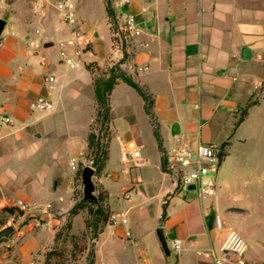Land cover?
I'll return each mask as SVG.
<instances>
[{"label":"crops","instance_id":"0c3cea01","mask_svg":"<svg viewBox=\"0 0 264 264\" xmlns=\"http://www.w3.org/2000/svg\"><path fill=\"white\" fill-rule=\"evenodd\" d=\"M33 2L2 6L7 25L0 43V116L11 122L0 120V212L19 200L30 206L50 203L49 213L32 209L49 232L68 218L78 203L73 186L79 168L72 170L70 160L80 161L89 149L90 127L98 114L94 75L105 80L114 75L108 96V158L94 178L110 212L126 213L128 223L106 226L97 241L95 264H169L159 228L170 249L175 240L182 243L174 264H211L198 252L222 255L231 230L248 244L245 264H264V179L261 191L236 197L226 191L223 173L217 196L203 202L195 193L178 192L163 169L178 136L192 149L199 143L218 146L224 160L253 113L264 111V101L255 100L256 84L264 81V0H132L127 11L143 35L118 57L104 1L77 0L79 28L91 51L83 55L84 66L75 69L62 63L57 45L71 28H59L52 13L41 19ZM119 21L114 18L116 25ZM34 40L42 41V49L31 47ZM47 43L54 47L44 49ZM49 76L55 77L52 90ZM38 97L52 100L54 110L33 111ZM83 110L84 132L66 123L80 120ZM80 178L82 182V171ZM217 216L222 229L216 226ZM83 224L81 212L73 218V229L81 230ZM42 245L35 239L25 242L24 264L35 262L29 257ZM119 252L132 257L120 259ZM228 264H235L234 258Z\"/></svg>","mask_w":264,"mask_h":264},{"label":"built area","instance_id":"2783aa9c","mask_svg":"<svg viewBox=\"0 0 264 264\" xmlns=\"http://www.w3.org/2000/svg\"><path fill=\"white\" fill-rule=\"evenodd\" d=\"M14 0H0V21L5 20L2 12V6H7ZM108 8H110L119 24L111 22L113 48L114 53L118 57L123 55L124 51L135 45L138 38L143 35V30L139 25L135 15L129 13L127 8L131 5L132 0H103ZM34 14L41 19H45L49 13L54 16L56 25L60 27H70V35L67 39L58 42L59 57L64 65L71 69L83 67L85 61L83 55L88 51L90 40L86 38L85 34L79 28L78 20V6L77 0H34L33 2ZM6 28V27H5ZM41 34L40 30L36 31ZM5 41L4 31L0 36V43ZM31 47L37 51L42 49L43 43L39 40L30 42ZM147 48L148 43L140 44ZM70 49L73 52H70ZM115 57L112 61L117 60ZM117 63V62H116ZM115 65V64H114ZM148 68H141L140 70H147ZM50 84V90L53 89L55 82L54 76H49L47 79ZM261 87V83L256 84V88ZM31 109L38 112H51L54 110V103L47 97H38L32 104ZM1 122L10 123V119L5 116H0ZM176 148L168 152L165 156L164 172L170 176L176 185L178 192L188 191L197 195L200 201H209L217 196V174L219 172L223 155L221 149L215 145H208L199 143V145L192 149L184 142L182 137H176ZM84 155L81 154L80 157ZM93 162H89L86 166L91 168ZM72 170L76 171L79 168V160L72 158L70 160ZM94 169V168H93ZM194 187V190H189ZM16 206L23 211L42 209L43 213H49L51 205L47 204L44 207L34 204L28 205L24 201H17ZM110 221L112 225H125L128 223L126 213H111ZM216 226L222 229L224 222L220 216L216 217ZM127 237L130 233L126 234ZM182 249L180 240H175L171 245V250L179 253ZM248 244L246 241L234 230H231L228 238L222 245V255L215 256L212 253L198 252V256L210 258L211 264H228L230 258H234L235 264H245L244 256L247 253ZM227 252L234 256L226 257L224 253ZM29 264H36L31 262Z\"/></svg>","mask_w":264,"mask_h":264},{"label":"rangeland","instance_id":"374dc122","mask_svg":"<svg viewBox=\"0 0 264 264\" xmlns=\"http://www.w3.org/2000/svg\"><path fill=\"white\" fill-rule=\"evenodd\" d=\"M88 51H91V46H88ZM54 54L56 55L57 52H54ZM88 68L90 72L95 74L92 65ZM94 78L103 80L105 76L99 77V75H94ZM257 91L259 95L255 97V100L257 102L264 101V81L261 82V87ZM86 117L87 112L83 110L80 120H76L75 122L71 120L68 122L66 120V123L77 129L79 127L84 132ZM248 124L235 137L233 145L229 149V154L222 160V171L220 166L217 176V183L221 189V185H223L221 184L223 183L221 175L223 176L224 173V181L227 183L226 191L236 197H244L247 194L261 191L262 180L264 179V111L253 113L252 119ZM90 134H93L102 144H105L108 135V122L102 119H95L90 127ZM83 155V157H80L79 173L75 177L73 186L74 198L77 202L83 200V184L80 181L81 171L86 164L93 162L94 159V154L90 149ZM94 184L96 189L95 196L97 197L100 187L96 178H94ZM188 193V191L184 190V194ZM13 207L16 210L15 215L4 217L6 218L5 225L11 222L18 231L17 234L15 231L9 239L0 241V264H24L27 256L21 253V248L29 239H35L39 244H43L29 257L37 264H47V256L49 254L51 256L48 264H89L93 260V256H96L95 251L100 230H98L96 236L91 226L86 228V221L91 219L86 209L82 210L84 219L83 229L74 230V217H70L69 215L65 221L59 226L54 227L52 232H49L43 230L45 221L40 218L36 211H23L16 205ZM55 217L59 220L62 218L58 214ZM109 224H112L110 218ZM25 226H28L26 228L27 231L18 234L19 230H22ZM129 254L131 255V253ZM129 254L119 252V257L122 259ZM175 258L176 253L172 251V255L168 257L169 264H174Z\"/></svg>","mask_w":264,"mask_h":264},{"label":"trees","instance_id":"16d2710c","mask_svg":"<svg viewBox=\"0 0 264 264\" xmlns=\"http://www.w3.org/2000/svg\"><path fill=\"white\" fill-rule=\"evenodd\" d=\"M109 16L111 17L112 22H114V13L113 11L107 7ZM120 77L128 83L130 86L134 87L139 91L138 86L133 83L130 79H128L125 76ZM116 84V76H111L109 79H95V93H96V99L98 102V114L96 119H102L106 122L109 123V106H108V96L110 95L113 87ZM251 104H249L245 110L243 111V116L246 115L248 107ZM242 116V117H243ZM240 118V122L242 121L243 118ZM88 148L92 150L94 154V159H93V165L92 167L95 170V175H100L102 170L105 167L108 154H107V149L105 144H102L100 140L95 137L93 134L89 135L88 138ZM164 164H165V158L163 159V169H164ZM106 197L102 191H99L98 196H97V202H89V201H80L78 202L73 209L70 211V217H75L79 213L82 212V210L86 209L89 216L91 219L86 221V228L91 226L94 230V234L97 236V232L99 231V234L103 233L104 229L106 226H108L109 223V218L111 215V212L105 203ZM15 208L14 207H6L0 212V227L5 226L6 221L4 217L8 216H13L15 215ZM166 214L164 213V216ZM103 226V228H102ZM51 254L47 256V264L48 260L50 258ZM89 264H95V256H93V260L90 261Z\"/></svg>","mask_w":264,"mask_h":264},{"label":"water","instance_id":"95a60500","mask_svg":"<svg viewBox=\"0 0 264 264\" xmlns=\"http://www.w3.org/2000/svg\"><path fill=\"white\" fill-rule=\"evenodd\" d=\"M6 25H7V22L5 20L0 21V36L5 30ZM53 47H54L53 43H47L45 44L44 49L48 50ZM172 132L174 135L178 134L177 127H176V130L173 129ZM94 176H95V170L93 168H91L90 166H85L83 168L82 184H83V200L84 201L97 202V197L95 196V184L93 182ZM139 190L143 191V188L140 187ZM189 190H194V187H190ZM15 231H16L15 227L12 225L11 222H9L7 225L3 226L0 229V241L9 239L15 233ZM157 236L159 238V241L161 243V246H162V249L165 255L167 257L171 256V249L164 236L163 229L159 228L157 230ZM224 256L230 257L234 255L225 252Z\"/></svg>","mask_w":264,"mask_h":264}]
</instances>
